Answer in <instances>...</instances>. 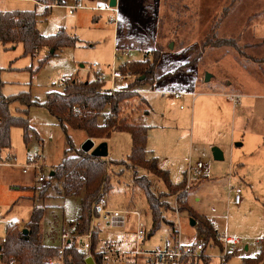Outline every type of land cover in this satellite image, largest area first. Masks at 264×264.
I'll list each match as a JSON object with an SVG mask.
<instances>
[{
	"label": "rangeland",
	"instance_id": "rangeland-1",
	"mask_svg": "<svg viewBox=\"0 0 264 264\" xmlns=\"http://www.w3.org/2000/svg\"><path fill=\"white\" fill-rule=\"evenodd\" d=\"M117 6L120 13H117L116 22L111 20L115 18L113 11L79 8L75 15H70L64 6L54 8L46 20L40 21L45 35L65 29L84 40V45L91 43V47H83L81 41V48L58 49L39 69L38 59L20 58L17 63L25 62L28 67L25 71L29 73L26 83L31 89L29 92L44 103L49 91L62 88L61 79H95L97 72L90 69L92 64L97 63L105 72L115 65L120 70L116 85L126 89L117 92L131 96L121 103L119 113L106 121L142 122L151 127L150 149L156 150V156L167 157L174 183L183 181L186 176L183 171L189 164L201 161L205 170L200 177L191 179L190 189L173 192L159 177L130 162L109 166L112 183L111 190L106 192L109 207L131 206L145 212L148 228L142 244L145 250L152 251L163 244L171 228L178 226L185 242L198 240L213 245L208 248L211 258L206 264H242L245 257L258 255L264 246V0H121ZM21 50L18 47L5 51L0 44V66L4 68L1 77ZM155 55L159 59L150 83L134 84L136 76L133 74L125 79L130 72L123 71L121 66L146 56L153 60ZM207 74L211 75L209 81H206ZM109 78L99 81L103 87ZM140 87L155 92L140 94L134 91ZM165 91H184L185 94L178 99ZM189 92L197 93L194 103ZM211 92L217 93V97H207ZM227 94H236L238 103L234 104ZM29 119L32 130L28 143L22 127L15 126L11 131L17 165L0 169V216L19 229L25 228L32 213L33 199L22 197L13 205L26 194L24 188L18 189L16 185L36 184L35 171L30 169L24 173L22 166L30 156L28 161L38 160L46 179L39 184L52 183L43 199L39 198L40 191L34 199L36 205L46 207L40 227L44 243L42 233L53 238L62 232L64 219L69 224L78 219L82 200L78 195L69 197L62 184L59 191L56 181L51 180L54 166L63 161L69 147L57 119L44 105L32 106ZM69 134L75 146L82 149L86 133L69 128ZM129 142L131 145L129 133H113L110 140L114 150L112 160H120L123 156L118 155L127 154ZM215 147L223 151L224 160L214 158ZM1 161L13 162L12 158ZM143 174L151 179L162 201L168 203V208L162 209L161 226L153 234L150 233L153 227L151 208L135 181L136 176ZM187 181L188 178L185 183ZM229 181L240 191V204L234 201ZM186 192L189 202L187 198L184 203L187 202L189 208L182 211V202L176 207V199ZM192 220L195 225L191 224ZM204 221L216 230V234L212 233L214 242L202 234ZM72 226L69 225V229L75 235L73 228L76 227ZM99 227L102 229L100 249L106 251L105 263L116 264L120 259L116 258L115 248L119 247V242L115 239L122 237L125 229ZM224 232L242 240L236 246H229L228 251L232 253L229 260L223 258V251L216 246L220 245L219 237ZM6 234L7 226L0 223V242ZM108 239L114 241L109 243ZM57 240L55 236L49 245L57 246Z\"/></svg>",
	"mask_w": 264,
	"mask_h": 264
},
{
	"label": "trees",
	"instance_id": "trees-1",
	"mask_svg": "<svg viewBox=\"0 0 264 264\" xmlns=\"http://www.w3.org/2000/svg\"><path fill=\"white\" fill-rule=\"evenodd\" d=\"M36 1L52 5H65L69 0ZM43 14L48 16L49 10L46 8ZM0 42L3 44L22 42L25 47V54L31 56H35L39 48L49 47L50 53L39 60V69L47 63L55 51L64 47H76L81 41L77 36L66 32L65 29L56 34L43 35L37 28V12L32 10L0 11ZM158 59V55H155L153 60L146 56L142 60L126 63L121 66V69L136 76L134 84H147L150 83L153 74L156 72ZM1 72L2 68L0 67V160H2V152L11 147V128L13 126L22 127L24 140L28 143L29 132L32 130L29 109L32 106L44 105L64 130L69 145L65 151L66 157L55 167L51 180L56 181L55 187L59 191H61L60 184H62L66 193L77 187L82 181L85 185L79 222L76 226L80 233L89 232L95 215L94 204L100 200L103 192H109L112 188L111 177L108 172L109 166L121 165L127 161L137 168L144 169L148 174L159 177L169 191L177 192L185 187V180L174 184L170 179L169 171L158 167L157 158L148 157V126L124 120L120 122L117 120L106 121V113H112V117L115 116L119 113L121 103L130 98L131 95L103 89V84L95 79L64 78L63 90L49 91L46 101L40 103L29 91L6 96L2 90L4 81ZM65 79L70 80L66 81ZM14 104H19V107L16 108L17 114H14L12 110ZM69 128L83 130L87 137L92 139H107L116 131L128 132L132 136L131 153L127 159L108 160L106 157L84 151L75 146L69 134ZM135 181L137 186L143 190L151 208L153 227L150 233L153 234L161 226L164 217L162 209H167L168 203L162 201L161 196L157 195L147 174L136 176ZM51 186L52 183L49 181L40 187V199L46 196ZM181 198L185 201L188 198V193H183ZM184 201L181 204L182 211L189 208L187 202L184 203ZM45 214V206L34 204L30 219L24 228L28 230L26 234L24 229H19L14 224L8 227L0 249L3 259L14 256L20 260L21 264H58L56 262L50 263L49 260L58 258L59 246L44 244L40 238V227ZM201 231L210 240H214L215 235L212 237V233L216 234V230L211 226L209 227L207 221L202 222ZM99 240L100 232L97 231L94 233L93 249L97 263L103 264L105 252L97 251ZM219 241L220 245L216 246L223 250L221 236ZM205 242L208 244L207 241ZM231 257L232 253L229 252L225 259L229 260ZM65 258L66 264H88L85 254L77 251L74 246L66 249ZM209 259L207 257L205 261ZM242 264H264V246L260 248L258 255L245 257Z\"/></svg>",
	"mask_w": 264,
	"mask_h": 264
},
{
	"label": "built area",
	"instance_id": "built-area-1",
	"mask_svg": "<svg viewBox=\"0 0 264 264\" xmlns=\"http://www.w3.org/2000/svg\"><path fill=\"white\" fill-rule=\"evenodd\" d=\"M72 3H67L64 6L69 9L70 13H73L74 10L78 8H88V6L83 5L81 0H72ZM44 6L51 4L41 3ZM106 9L113 11L115 13V18L111 20L117 21L118 7H107ZM90 69H94L97 72L95 80L104 82L107 77H110L108 80L111 81V91H125L126 89L119 88L116 85V79L119 75V70L115 65L110 68L108 72H105L97 63L91 65ZM118 71V72H117ZM126 78H131V74L125 75ZM106 80V81H108ZM105 88V87H104ZM108 89V88H105ZM133 90V89H132ZM104 91V90H103ZM134 91L137 93H147V90L142 88H137ZM164 93H170L176 98L180 99L184 96L185 92L183 91H165ZM195 95V92L191 93ZM236 100L235 97H233ZM77 110V108H75ZM112 113H106L105 119H110ZM0 165H17L11 161L2 162L0 160ZM23 172L27 173L30 169H34L38 174L39 182L43 183L45 177L43 175V167L38 160H30L22 166ZM205 164L201 161H198L196 164H189L186 170V178H188L183 192L191 188V179L200 177L204 174ZM229 190L234 192V201L236 204L242 202V196L240 191L237 189V185L229 182ZM184 199L177 197L176 207L178 204L183 202ZM95 215L93 216L91 228L87 233H80L77 228H73L76 231L75 235H72L69 226L67 224L63 225L61 232V243L59 245V254L57 259H50V263L66 264L65 251L68 247L74 246L75 249L79 252L85 254V259L92 264H98L95 252L93 249V240L94 233L97 231L100 232L99 226L106 228H124L130 224V221L133 216L137 217V223L134 229L131 232V240L117 241L119 242V247L115 248L116 258L120 259L116 264H206L205 259L207 257L211 258L208 248L213 246L212 244H207L205 241L192 240L185 242L182 238L181 231L178 226L171 228L169 237L165 240L163 244L158 246L152 251L145 250L142 247L143 242L146 240L148 235L147 224L143 222L142 217L145 215L142 211L136 209H119L112 208L108 205V195L106 192H103L99 201H97L94 206ZM179 215V211H177ZM0 223L5 224L7 227L13 225L12 222L4 220L0 217ZM101 227V228H103ZM72 228V227H71ZM98 228L100 230H98ZM113 239H108V242H113ZM241 239L237 236L223 235L221 236V243L223 245V258L225 259L226 255L229 253V246H236L241 243ZM113 249V248H111ZM110 249V250H111ZM97 251L106 252L104 249H100L98 244ZM105 255L103 258V264L105 263ZM116 261V259H115ZM2 264H21L20 260L14 256L9 257L6 260L2 261Z\"/></svg>",
	"mask_w": 264,
	"mask_h": 264
},
{
	"label": "crops",
	"instance_id": "crops-1",
	"mask_svg": "<svg viewBox=\"0 0 264 264\" xmlns=\"http://www.w3.org/2000/svg\"><path fill=\"white\" fill-rule=\"evenodd\" d=\"M1 2H2V5H1V7H0V11H32V10H35L36 12H37V28H38V30L43 34L44 33V31H42V29H41V25H40V21H43V20H46L47 18H48V16L51 14V12H52V10L54 9V8H56V7H59V6H64V5H48V6H44V5H42L40 2H38V1H36V0H0ZM70 2H72V0H69L68 1V3H70ZM81 2H83L82 0H81ZM100 2H101V4H100ZM118 2H121V0H117V4H118ZM83 5H86V6H88V8H85L86 10H97V11H110V10H108V9H106L107 7H111L110 6V0H85V3H83ZM65 7V6H64ZM117 7H119V6H117ZM46 8L49 10V15L48 16H44V11L46 10ZM66 8V7H65ZM66 9H68V8H66ZM79 9V8H78ZM78 9H76V10H74L73 11V13H70L69 12V9H68V13L70 14V15H75V13H76V11L78 10ZM264 10V7L262 8V11ZM118 11H119V13H120V7L118 8ZM249 11H251V10H249ZM251 13H254L253 11L251 12ZM96 17H98V16H96L95 15V18ZM112 18V17H111ZM77 24H79L78 22H77ZM71 35H74V36H77L76 34H72V33H70ZM43 35H45V33L43 34ZM78 37V36H77ZM79 38V37H78ZM80 39V38H79ZM80 41H82L83 42V45L84 44H86L85 43V41L84 40H82V39H80ZM0 44H1V46H2V48L5 50V51H8V50H17L18 49V47H21L22 48V50H21V52H19L18 54V56L17 57H15L14 59H12L11 60V62H10V64H9V69L7 70V72H6V74H5V76H3L2 75V78L4 79H2L3 81H4V86H3V88H2V90H3V93L6 95V96H10V95H13V94H15V93H20V92H22V91H31V89H28V86L26 85V83H27V80H28V71H25V70H27V66H26V63L24 62V63H22V64H18L17 63V61L20 59V58H22V57H31L32 59H38V62H39V60H41V59H43L44 58V55H48L49 53H50V51H51V49L49 48V47H47V46H44V47H41V48H39L37 51H36V53H35V56H31V55H26L25 54V47H24V44L22 43V42H19V43H8V44H3L2 42H0ZM87 44H89V43H87ZM90 45H91V43H90ZM90 45H84L83 47H86V48H88V47H91ZM118 46V45H117ZM64 48H69V47H64ZM63 48V49H64ZM71 48V47H70ZM75 48H81V45L80 44H78ZM116 49H118L117 47H115ZM123 51H129V50H126V49H123ZM48 52V53H47ZM57 51H55V53H56ZM22 53V54H21ZM46 55V56H47ZM45 56V57H46ZM145 58V57H144ZM140 60H142V59H140ZM19 62V61H18ZM83 66V65H82ZM1 67V66H0ZM2 68V70L4 69L3 67H1ZM120 71V70H119ZM5 73V72H4ZM109 78V77H108ZM64 79V78H63ZM63 79H61V86H62V88L60 89V90H62L63 89ZM18 80H21L22 81V83H17V81ZM59 82V83H60ZM140 85H143V84H139V86ZM122 86H124V84H122ZM105 88H110L111 87V81L110 80H108V84L106 83L105 84V86H104ZM140 88H142V87H140ZM143 89V88H142ZM144 90H147V92H149V93H152V92H155L153 89L152 90H149V89H144ZM192 92H189V94L193 97V103L196 101V98H197V93L195 92V95H192L191 94ZM220 94V93H219ZM208 95H210V96H207V97H217V93H215V92H211V93H208ZM228 96H229V99L232 101V102H234V104L235 103H238L237 101H238V98H237V95L236 94H227ZM233 97H235L236 98V100H234L233 99ZM19 107V104H14L13 106H12V110L14 111V114H17V111H16V108H18ZM147 112V111H146ZM140 117V116H139ZM139 123V122H138ZM141 124H142V122H141ZM15 126H13L12 128H11V131H12V129L14 128ZM150 132H151V127L149 128V130H148V142H147V155H148V157L149 158H151V157H156L157 158V161H158V167L159 168H161V169H164V170H168L169 171V174H170V170H169V165H168V161H167V157L166 156H160V155H158V156H156L155 155V153L157 154V152H156V150L155 149H150V145H149V142H150ZM126 133H128V132H126ZM113 135V134H112ZM129 135L131 136V134L129 133ZM112 137V136H111ZM111 137L110 138H107V139H105V138H101V139H96L97 140V142L95 143V147H97V146H101V145H104V149H106L107 150V154L105 155L106 156V158L108 159V160H112L113 158L111 157L112 156V153H113V148H112V146H111V144H110V140H111ZM89 137H87L86 136V139H88ZM131 140H132V136H131ZM128 145H129V147H128V149L126 150V152H127V154H120V155H118V156H123L122 158H120V160H122V159H127V157L130 155V153H131V150H132V144L130 145V142L128 143ZM241 145H242V143H241ZM240 145V146H241ZM94 147V148H95ZM93 148V149H94ZM92 149V150H93ZM92 150H91V152H92ZM1 156H4V158H12V161L14 162V163H16V161H14V160H16L15 158H16V156H15V153H14V151H13V147H12V138H11V147L10 148H8V149H6V150H4L3 152H2V154H1ZM31 157V156H30ZM30 157H28V159H27V162H28V160H29V158ZM3 157H2V159H4ZM224 158H225V154H224ZM222 160H224V159H222ZM17 164V163H16ZM2 166H14V165H0V169H1V167ZM56 166H58V165H56ZM56 166H54V169H55V167ZM172 166V165H171ZM54 169L52 170V174H54ZM32 170H34V169H32ZM35 171V170H34ZM184 172V174H185V170L183 171ZM35 173V176H36V178H37V181H36V184L35 185H16V187L18 188V189H20V188H24L25 190H24V192H26V194L25 195H22V196H20L17 200H15V202H14V204L13 205H15L16 203H18L19 201H20V199L23 197L24 199H27V200H32L33 199V204H35L34 202V197H35V195L37 194V191H39V189H40V187L42 186L41 184H39V180H38V175H37V173H36V171L34 172ZM171 175V174H170ZM53 176V175H52ZM206 176H208V175H206ZM170 179H171V177H170ZM46 180V179H45ZM183 180H185L186 181V176H185V178L183 179ZM162 181V180H161ZM172 181V180H171ZM45 182V181H44ZM229 182H231V181H229ZM174 183V182H173ZM174 184H177V183H174ZM229 184V183H228ZM84 193H85V185H84V183H83V181L82 182H80L79 184H78V186L77 187H75V188H72V189H70V191H68L66 194L67 195H69V197L70 196H77L78 198H80L81 200H82V198H83V196H84ZM188 202H189V196H188ZM131 206H127L126 208H120V207H116V208H119V209H132V208H130ZM32 208H33V206H32ZM135 209V208H134ZM137 210V209H136ZM139 211H142L144 214H145V212L143 211V210H139ZM80 216V215H79ZM79 216H78V219L76 220V221H74V223H67V221L64 219V221H63V225L64 224H67L68 226L69 225H73L72 227H76L77 226V224H78V222H79ZM1 217V216H0ZM146 217V214L145 215H143V217H142V220H143V222H145L144 221V218ZM2 218V217H1ZM2 219H4V220H7L6 218H2ZM179 220V219H178ZM29 221V220H28ZM27 221V222H28ZM43 221H44V219H43ZM42 221V222H43ZM26 222V223H27ZM65 222V223H64ZM136 223H137V217H135V216H133L132 217V219H131V221H130V224L128 225V226H126V227H124V228H120V229H125L124 230V232H123V236L122 237H119L118 239H115L116 241H123V240H127V241H129V240H131V238H132V235H131V232H130V230H132V228L131 227H135V225H136ZM146 223V222H145ZM3 224V223H2ZM14 225H15V223H13ZM147 224V223H146ZM213 224H214V222H213ZM26 225V224H25ZM77 228V227H76ZM7 229H8V227H7ZM219 232V231H218ZM225 233V232H224ZM226 234V233H225ZM224 234V235H225ZM57 238H58V245L57 246H59L60 245V243H61V233L59 234V235H55ZM54 236V237H55ZM42 237H43V240H44V243L45 244H50L49 243V241H51L53 238H50L51 236H49L47 233H42ZM101 239V238H100ZM114 240V239H113ZM4 241V239L0 242V246H1V244H2V242ZM100 240H99V246H100ZM53 245V244H52ZM248 246V245H247ZM2 247V246H1ZM246 250H248V249H246ZM3 260H6V259H3L2 258V255H1V253H0V264H2V261ZM88 262V261H87ZM88 264H92L91 262H88Z\"/></svg>",
	"mask_w": 264,
	"mask_h": 264
},
{
	"label": "water",
	"instance_id": "water-1",
	"mask_svg": "<svg viewBox=\"0 0 264 264\" xmlns=\"http://www.w3.org/2000/svg\"><path fill=\"white\" fill-rule=\"evenodd\" d=\"M110 6L111 7H116L117 6V0H110ZM210 78H211V75L210 74H207V76H206V81H209L210 80ZM237 145H241V143H237ZM95 147V143H94V141L92 140V139H87L86 140V142L83 144V146H82V149L84 150V151H91L93 148ZM92 153L93 154H96V155H100V156H103V157H105V155L107 154V150L106 149H104V145H101V146H97V147H95L93 150H92ZM213 154H214V158L216 159V160H222V159H224V153H223V151L221 150V149H219V148H217V147H215V148H213ZM53 174L51 173V176H52ZM195 220H192L191 221V224L192 225H195ZM28 232V230L27 229H24V233L26 234ZM0 249H1V246H0ZM246 249H248V246H246Z\"/></svg>",
	"mask_w": 264,
	"mask_h": 264
}]
</instances>
